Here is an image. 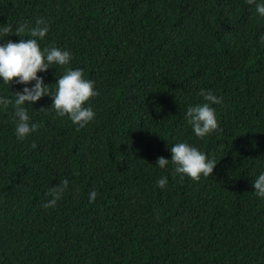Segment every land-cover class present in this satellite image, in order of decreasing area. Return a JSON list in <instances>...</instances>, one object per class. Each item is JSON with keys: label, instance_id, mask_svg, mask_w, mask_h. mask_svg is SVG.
Listing matches in <instances>:
<instances>
[{"label": "trees", "instance_id": "obj_1", "mask_svg": "<svg viewBox=\"0 0 264 264\" xmlns=\"http://www.w3.org/2000/svg\"><path fill=\"white\" fill-rule=\"evenodd\" d=\"M38 19L49 24L41 49L72 54L37 73L44 84L54 93L68 68L83 69L99 94L79 130L51 96L26 104L39 127L23 140L13 107L0 105V264H264V198L253 187L264 173V17L255 4L0 0V29H12L0 44L33 38ZM34 84L0 78V97ZM201 89L222 98L212 105L222 130L203 139L185 119ZM176 143L215 160L212 176L175 173ZM65 179L63 197L44 208Z\"/></svg>", "mask_w": 264, "mask_h": 264}, {"label": "clouds", "instance_id": "obj_2", "mask_svg": "<svg viewBox=\"0 0 264 264\" xmlns=\"http://www.w3.org/2000/svg\"><path fill=\"white\" fill-rule=\"evenodd\" d=\"M249 5L255 4L256 12L264 17V3H257L256 0H247ZM26 25H21L16 29L15 35L25 31ZM49 31V24L42 19L36 21V26L29 30L31 39H20L18 43L9 40L5 44H0V78L3 83H18L27 85L35 81L33 87H24L22 92L14 93V99L0 97V105L5 109L11 105L16 118V135L20 140L36 131L39 127L35 123H30L26 104H33L44 96H51L55 109L59 117L67 116L74 125L79 128L85 127L95 117L91 107H85L86 102L97 96L94 81L86 79L83 69L68 68L65 74L58 78L56 90L52 93L49 85H45L38 72H46L51 65L66 66L72 60V54L58 47H45L41 49L38 40L45 38ZM5 37L12 34L11 26L0 29ZM199 95L203 98V103L189 106L185 119L191 125L194 134L203 139L209 134L221 131L216 115V109L212 105L222 103V98L217 97L212 91L201 89ZM42 108L40 110H44ZM171 159L175 165V173L190 177L193 181L199 182L201 176H212L217 162L209 159L208 156L198 148L187 143H176L171 147ZM156 164L164 168L169 164V159L159 157ZM69 181H61L49 190L52 197L46 202L44 208H54L67 190ZM159 187L163 188L167 184V179L162 178L157 181ZM253 187L258 197L264 198V173L253 181ZM97 193L92 191L89 194L90 202H94Z\"/></svg>", "mask_w": 264, "mask_h": 264}]
</instances>
